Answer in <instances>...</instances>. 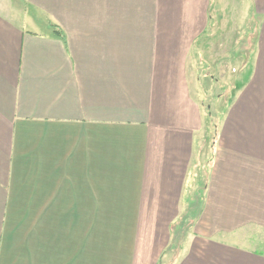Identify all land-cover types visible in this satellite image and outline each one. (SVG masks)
Returning a JSON list of instances; mask_svg holds the SVG:
<instances>
[{
    "label": "crops",
    "instance_id": "1",
    "mask_svg": "<svg viewBox=\"0 0 264 264\" xmlns=\"http://www.w3.org/2000/svg\"><path fill=\"white\" fill-rule=\"evenodd\" d=\"M262 249L264 0H0V264Z\"/></svg>",
    "mask_w": 264,
    "mask_h": 264
},
{
    "label": "rangeland",
    "instance_id": "2",
    "mask_svg": "<svg viewBox=\"0 0 264 264\" xmlns=\"http://www.w3.org/2000/svg\"><path fill=\"white\" fill-rule=\"evenodd\" d=\"M232 88V83L224 82L214 83V87L210 92H206V94L200 93L199 98L204 105V108H211L212 117H207V121L205 123V129L207 137L212 135V132L215 130V126L217 127L219 123V119L221 118V112L226 106V102H229L230 98V89ZM223 95L222 100L218 103L217 97ZM206 109V110H207ZM207 112V111H205ZM260 252L264 253V249L260 250Z\"/></svg>",
    "mask_w": 264,
    "mask_h": 264
}]
</instances>
